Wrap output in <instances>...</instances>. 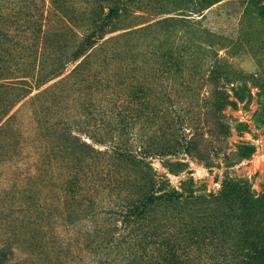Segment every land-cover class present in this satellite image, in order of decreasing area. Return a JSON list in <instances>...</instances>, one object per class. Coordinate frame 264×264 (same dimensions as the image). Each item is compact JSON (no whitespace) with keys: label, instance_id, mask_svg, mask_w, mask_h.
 <instances>
[{"label":"trees","instance_id":"16d2710c","mask_svg":"<svg viewBox=\"0 0 264 264\" xmlns=\"http://www.w3.org/2000/svg\"><path fill=\"white\" fill-rule=\"evenodd\" d=\"M5 1L0 0V36L15 42L17 35L12 31L23 24L5 21ZM81 1L87 7L81 11L80 23L67 14L71 4L64 1L57 9L59 30L51 25L50 32H45L42 26H34L38 32L31 35L28 46L39 65L35 63L28 75L11 77L23 85L17 99L9 103V98L4 99L5 110L0 113L1 135L15 117L13 110L32 92L28 79L35 74L44 75L36 84L39 88L58 79L51 87L58 90L50 92L54 94L50 100L71 87L84 95L74 121L50 123L45 130L56 146L43 156L48 167L42 178L45 189L33 199L32 213L47 239L33 238L31 246L41 247L45 264H245L240 247L220 237L222 225H206L204 215L186 213L181 193L146 159L182 146L190 128L195 132L188 144L203 154L207 136L216 134V120L212 113L196 112L204 107L199 102V81L232 76L229 58L242 53L240 36L254 35L253 28L241 16L239 30H245L238 38L235 31L219 36L191 27L177 15L122 28L124 19L138 16L133 9L137 5L130 6L128 0H102L89 7L91 0ZM56 2L52 0L53 9ZM226 3L242 1L197 0L184 7L191 14L199 13L198 25L214 5ZM20 12L27 11L22 8ZM24 27L31 25L28 22ZM123 29L128 30L110 36ZM141 38L146 49L141 41H132ZM16 44L21 46L20 41ZM219 49L224 56L219 57ZM188 67L194 77L188 75ZM46 68L50 70L45 72ZM99 93L112 104L103 113L108 121L103 127L90 122L97 112L94 122L101 118L103 106L94 105ZM175 166L187 168L183 162ZM23 228L18 226L13 232L15 243L0 252L2 264L39 263V257L28 258L21 252L27 239Z\"/></svg>","mask_w":264,"mask_h":264},{"label":"rangeland","instance_id":"374dc122","mask_svg":"<svg viewBox=\"0 0 264 264\" xmlns=\"http://www.w3.org/2000/svg\"><path fill=\"white\" fill-rule=\"evenodd\" d=\"M56 1L53 4L55 9L51 6L52 0H8L3 3L5 21H20L24 26L29 22L31 27L15 26L12 31L17 35L15 42L0 36V85L4 87L0 86V113L5 110L4 99L9 98L8 103L17 99V91L23 85L22 82H14L11 77L28 75L27 71L33 70L35 63L37 65L39 62L28 46L31 35L38 32L34 26H42L45 32H50L48 29L51 25L54 30H59L57 9L64 1L71 4L66 12L77 24L82 18V9L87 7L81 0ZM91 1L93 4L89 7H95L102 0ZM241 1V4L214 5L207 17L197 25L199 13L191 14L184 7L197 0H128L130 6L137 5L133 9L138 16L124 19L121 27L129 28L177 15L181 20L188 21L191 27L194 25L201 31L208 30L219 36L235 31V38H238V34L245 30H239L238 20L241 16L245 25L253 28L254 35L243 33L240 36L244 45L242 53L229 58L233 65L230 69L232 76L221 75L206 83L199 81V102L204 107L196 112L212 113L216 120V134L207 136L209 142L204 143L206 148L203 154L197 153L188 144L195 132L190 128L186 130L187 138L180 143L182 146H176L168 154L148 157L146 161L158 173L166 175L173 187L178 189L185 202L186 213L192 212L193 216L199 217L204 215L206 225L209 222L219 228L222 225L224 233L220 237L230 245L240 247L246 255L245 264H264V0ZM22 8L27 12H20ZM74 29L82 31L78 26H74ZM125 30L128 29L110 36ZM134 40L141 41L142 48L146 49L143 38ZM17 41L21 46H17ZM122 42L125 44L126 40ZM224 55V50L219 49V57ZM73 67L74 64L69 65L67 71ZM49 70L46 68L45 72ZM186 70L192 76L191 67ZM42 77L44 75L37 74L29 77L32 92L13 110L14 119L0 135V252L15 243L17 238L13 232L18 226H23L27 239H23L21 252L26 253L28 258L39 257L40 261L36 264H45L46 256L41 247L37 249L31 246L36 241L32 239L42 242L47 237L33 217L35 205L32 201L39 198L45 189L42 178L47 174L48 167L43 156L56 146V140L47 138L44 133L50 123L74 121L79 104L84 101V95L72 87L48 99L54 95L50 93L53 89L58 90L57 87L51 88L58 79L39 88L36 84ZM48 88L51 89L45 95ZM96 99L94 105L103 106L101 118L94 122L93 117H99L97 112L90 117V122L103 127L104 122L108 124L103 113L110 111L112 104L105 94L99 93ZM73 131L88 140L77 129L73 128ZM178 162L186 163L187 168L175 166ZM9 264L22 263L10 261Z\"/></svg>","mask_w":264,"mask_h":264}]
</instances>
